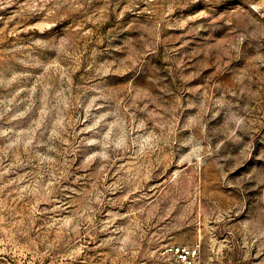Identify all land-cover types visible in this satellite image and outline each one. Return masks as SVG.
I'll list each match as a JSON object with an SVG mask.
<instances>
[{
	"label": "rangeland",
	"instance_id": "obj_1",
	"mask_svg": "<svg viewBox=\"0 0 264 264\" xmlns=\"http://www.w3.org/2000/svg\"><path fill=\"white\" fill-rule=\"evenodd\" d=\"M264 264V0H0V264Z\"/></svg>",
	"mask_w": 264,
	"mask_h": 264
},
{
	"label": "built area",
	"instance_id": "obj_2",
	"mask_svg": "<svg viewBox=\"0 0 264 264\" xmlns=\"http://www.w3.org/2000/svg\"><path fill=\"white\" fill-rule=\"evenodd\" d=\"M162 264H202V249L199 243H169L160 252Z\"/></svg>",
	"mask_w": 264,
	"mask_h": 264
}]
</instances>
